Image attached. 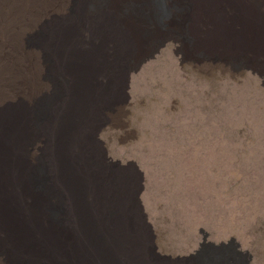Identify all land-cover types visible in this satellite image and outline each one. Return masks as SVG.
Returning a JSON list of instances; mask_svg holds the SVG:
<instances>
[{"label": "rangeland", "instance_id": "rangeland-1", "mask_svg": "<svg viewBox=\"0 0 264 264\" xmlns=\"http://www.w3.org/2000/svg\"><path fill=\"white\" fill-rule=\"evenodd\" d=\"M93 1L63 0L59 9L44 13L42 22L73 18L77 4L90 7ZM154 1L155 8L148 10L141 0H113L114 9L136 27L133 60L157 38L177 37L143 60L120 61L128 74L120 87L111 88L110 101L94 121L91 142L107 173L133 177L135 212L155 264H264V59L249 53L228 61L209 57L169 9L163 5L165 16ZM171 1V10L183 6L181 0ZM32 29L26 34L32 41L26 48L21 44L29 56L25 82L3 104L40 113L55 95L65 99L60 90L68 78L57 76L52 52L46 62L36 59L40 27ZM80 34L84 40L78 47L87 49V37ZM36 60L43 76L35 78ZM96 80L104 87L112 84L103 75ZM51 139L41 130L27 148L33 188L46 180V167L50 170ZM61 187L56 191L62 201L51 198L47 213L65 219L68 195ZM0 264L13 262L0 254Z\"/></svg>", "mask_w": 264, "mask_h": 264}, {"label": "bare ground", "instance_id": "bare-ground-1", "mask_svg": "<svg viewBox=\"0 0 264 264\" xmlns=\"http://www.w3.org/2000/svg\"><path fill=\"white\" fill-rule=\"evenodd\" d=\"M158 1L163 14L169 9L175 23L209 57L225 61L249 53L264 59V0H181L179 10H171V0ZM60 2L0 0V254L13 264H155L146 252L147 234L135 212L133 177L107 173L90 134L100 109L110 101L111 88L120 87L128 74L120 61H135L131 54L136 27L114 9L113 0H95L90 7L79 3L73 18L42 22L44 13L59 9ZM141 5L152 10L156 3L141 0ZM36 26L40 27L36 59L46 62L52 52L58 61L57 76L68 78L60 90L65 99L55 95L40 113L21 104L16 108L3 104L22 87L26 54L21 44L24 48L32 41L26 34ZM80 32L87 37V49L78 47L84 40ZM176 37L157 38L135 62ZM38 60L32 65L34 77L43 76ZM97 74L111 86L97 82ZM41 130L52 138L50 170L46 167V180L33 188L25 156ZM60 187L68 195L65 219L47 213L51 198L58 202L59 196L62 201ZM66 210L61 209L63 216Z\"/></svg>", "mask_w": 264, "mask_h": 264}]
</instances>
